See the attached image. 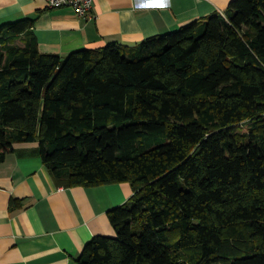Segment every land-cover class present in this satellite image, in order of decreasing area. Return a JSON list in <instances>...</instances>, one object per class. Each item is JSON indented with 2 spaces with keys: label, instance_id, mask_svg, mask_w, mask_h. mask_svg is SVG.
Here are the masks:
<instances>
[{
  "label": "trees",
  "instance_id": "trees-1",
  "mask_svg": "<svg viewBox=\"0 0 264 264\" xmlns=\"http://www.w3.org/2000/svg\"><path fill=\"white\" fill-rule=\"evenodd\" d=\"M0 26V162L38 142L62 185L128 182L80 264H264V0L133 44L43 54Z\"/></svg>",
  "mask_w": 264,
  "mask_h": 264
},
{
  "label": "crops",
  "instance_id": "crops-1",
  "mask_svg": "<svg viewBox=\"0 0 264 264\" xmlns=\"http://www.w3.org/2000/svg\"><path fill=\"white\" fill-rule=\"evenodd\" d=\"M232 0H94V16H78L45 0H0V26L34 17L43 54L136 44L174 32ZM133 194L128 182L62 185L41 161L38 142H15L0 162V264H80L96 235L114 236L107 212Z\"/></svg>",
  "mask_w": 264,
  "mask_h": 264
},
{
  "label": "built area",
  "instance_id": "built-area-1",
  "mask_svg": "<svg viewBox=\"0 0 264 264\" xmlns=\"http://www.w3.org/2000/svg\"><path fill=\"white\" fill-rule=\"evenodd\" d=\"M94 0H45L48 7L58 8L68 6L78 16H94L92 12Z\"/></svg>",
  "mask_w": 264,
  "mask_h": 264
}]
</instances>
